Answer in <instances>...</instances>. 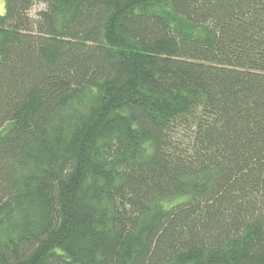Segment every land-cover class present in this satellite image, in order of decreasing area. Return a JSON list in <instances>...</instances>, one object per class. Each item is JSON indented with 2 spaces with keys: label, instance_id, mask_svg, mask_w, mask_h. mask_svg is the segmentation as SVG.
<instances>
[{
  "label": "trees",
  "instance_id": "16d2710c",
  "mask_svg": "<svg viewBox=\"0 0 264 264\" xmlns=\"http://www.w3.org/2000/svg\"><path fill=\"white\" fill-rule=\"evenodd\" d=\"M5 2L0 264H264V0Z\"/></svg>",
  "mask_w": 264,
  "mask_h": 264
},
{
  "label": "rangeland",
  "instance_id": "374dc122",
  "mask_svg": "<svg viewBox=\"0 0 264 264\" xmlns=\"http://www.w3.org/2000/svg\"><path fill=\"white\" fill-rule=\"evenodd\" d=\"M5 0H0V15H4L6 11V6H5ZM43 8L42 5H36L32 9V15H35L38 11H40Z\"/></svg>",
  "mask_w": 264,
  "mask_h": 264
}]
</instances>
